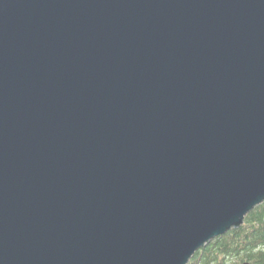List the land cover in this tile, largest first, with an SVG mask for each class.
<instances>
[{"label": "water", "instance_id": "obj_1", "mask_svg": "<svg viewBox=\"0 0 264 264\" xmlns=\"http://www.w3.org/2000/svg\"><path fill=\"white\" fill-rule=\"evenodd\" d=\"M263 203L264 0H0V264H188Z\"/></svg>", "mask_w": 264, "mask_h": 264}, {"label": "trees", "instance_id": "obj_2", "mask_svg": "<svg viewBox=\"0 0 264 264\" xmlns=\"http://www.w3.org/2000/svg\"><path fill=\"white\" fill-rule=\"evenodd\" d=\"M264 264V203L237 229L213 239L195 252L188 264Z\"/></svg>", "mask_w": 264, "mask_h": 264}]
</instances>
